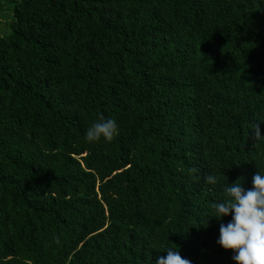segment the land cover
<instances>
[{"label": "trees", "instance_id": "trees-1", "mask_svg": "<svg viewBox=\"0 0 264 264\" xmlns=\"http://www.w3.org/2000/svg\"><path fill=\"white\" fill-rule=\"evenodd\" d=\"M6 1L0 264H154L167 247L236 264L217 243L231 216L211 215L264 171V0ZM101 115L120 135L90 143Z\"/></svg>", "mask_w": 264, "mask_h": 264}, {"label": "clouds", "instance_id": "clouds-1", "mask_svg": "<svg viewBox=\"0 0 264 264\" xmlns=\"http://www.w3.org/2000/svg\"><path fill=\"white\" fill-rule=\"evenodd\" d=\"M258 122L254 129L255 137H262L261 125ZM120 135V128L113 118L105 119L102 115L85 131V139L94 143L103 139L112 142ZM206 183L215 185L218 178L214 174L204 177ZM238 181V180H237ZM228 183L224 188V199L213 204L214 216L223 220L231 219L225 224L220 223L217 243L225 250H232V259L236 264H264V171L258 170L252 177V187L245 189L243 183ZM206 227L207 223H203ZM59 243V241H56ZM167 247L166 256H160L154 264H193L181 256L178 248Z\"/></svg>", "mask_w": 264, "mask_h": 264}, {"label": "rangeland", "instance_id": "rangeland-1", "mask_svg": "<svg viewBox=\"0 0 264 264\" xmlns=\"http://www.w3.org/2000/svg\"><path fill=\"white\" fill-rule=\"evenodd\" d=\"M9 2L6 0H0V36H4L9 33V27L6 28V22L9 21V23L12 21V19H8L7 14L4 13V11H1L3 7L9 6ZM9 26V24H8ZM16 106H19V103H15Z\"/></svg>", "mask_w": 264, "mask_h": 264}]
</instances>
